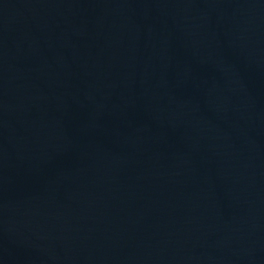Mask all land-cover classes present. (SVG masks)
Masks as SVG:
<instances>
[{
    "label": "water",
    "instance_id": "1",
    "mask_svg": "<svg viewBox=\"0 0 264 264\" xmlns=\"http://www.w3.org/2000/svg\"><path fill=\"white\" fill-rule=\"evenodd\" d=\"M0 264H264V0H0Z\"/></svg>",
    "mask_w": 264,
    "mask_h": 264
}]
</instances>
